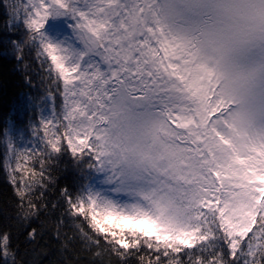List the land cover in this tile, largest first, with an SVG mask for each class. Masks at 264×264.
Instances as JSON below:
<instances>
[{"label": "snow or ice", "instance_id": "snow-or-ice-1", "mask_svg": "<svg viewBox=\"0 0 264 264\" xmlns=\"http://www.w3.org/2000/svg\"><path fill=\"white\" fill-rule=\"evenodd\" d=\"M159 5L160 0H39L24 7L40 55L51 58L41 67L51 76L54 65L53 82L63 79L62 116L42 122L45 147L51 149L46 155L62 153L66 140L75 158L110 164L107 113L121 90L165 114L180 152L163 197L125 204L70 198L64 190L68 211L88 219L118 255L140 254L141 264H264V138L241 134L229 123L233 102L218 96L215 72L197 62L195 44L161 23ZM61 16L75 20L81 48L54 45L42 34L49 18ZM37 215L29 212L23 219ZM40 235L33 228L27 239ZM11 239L0 231L4 264L15 262ZM142 248L152 250L147 260Z\"/></svg>", "mask_w": 264, "mask_h": 264}, {"label": "trees", "instance_id": "trees-1", "mask_svg": "<svg viewBox=\"0 0 264 264\" xmlns=\"http://www.w3.org/2000/svg\"><path fill=\"white\" fill-rule=\"evenodd\" d=\"M7 22L3 0H0V231L11 234L14 264H141L140 254L118 255L103 236L90 227L88 219L69 213L64 190L70 198L86 199L92 197L93 188L106 184V177L94 158H75L67 150L66 140L61 141L62 153L46 155L51 149L45 147L40 123L46 116L45 110L51 111L53 107L57 113L61 112L63 79L53 82L54 65L51 76L47 68L41 67L42 61L50 65L51 58L47 53L40 55L39 42H23L20 55L12 53L14 37ZM10 120L26 139L39 130L38 136L30 138L29 144L15 157V183L5 169L2 144ZM20 190H25L23 197L19 195ZM29 212L39 215L25 221L23 217ZM33 228L41 233L37 241L27 239ZM127 251L135 253L136 250ZM188 251L196 252L197 249ZM141 254L147 260L152 250L142 248ZM180 256L184 258L183 253ZM162 259L167 260V257ZM0 264H4L2 257ZM9 264H13L11 258Z\"/></svg>", "mask_w": 264, "mask_h": 264}, {"label": "clouds", "instance_id": "clouds-1", "mask_svg": "<svg viewBox=\"0 0 264 264\" xmlns=\"http://www.w3.org/2000/svg\"><path fill=\"white\" fill-rule=\"evenodd\" d=\"M166 29L195 44L199 64L215 72L218 96L232 101L227 114L236 131L264 138V0H160ZM108 116L109 168L129 203L163 197L162 170L178 168L165 114L149 100L121 90ZM149 178L159 184L148 183Z\"/></svg>", "mask_w": 264, "mask_h": 264}, {"label": "rangeland", "instance_id": "rangeland-1", "mask_svg": "<svg viewBox=\"0 0 264 264\" xmlns=\"http://www.w3.org/2000/svg\"><path fill=\"white\" fill-rule=\"evenodd\" d=\"M39 0H3V4L6 10V14L8 17L7 27L9 32L13 34L12 38L14 41L12 44V53L15 56H19L21 52V48L23 45L21 43L27 41H37L33 40L31 31L27 27L26 22L23 18L24 16V7L26 5L32 3H38ZM18 13V15H17ZM42 34L47 38L48 41L53 43L54 45H59L63 47H67L72 45L76 48H81L82 45L78 42L76 32H75V20L71 19L70 16H61V17H53L49 18L44 29L41 30ZM57 55H60L59 50H57ZM106 67V66H105ZM45 115L43 118V122H48L53 119L62 116L63 113V102L61 106V112L57 113L55 109L52 107L50 110L44 111ZM40 127H42V123H40ZM43 128V127H42ZM33 132V129L30 130ZM36 133L33 132L30 138H35ZM38 136V135H37ZM29 139H26L24 133H20L19 130H16L13 122L10 120L7 122L6 128L3 134V151H4V164L5 169L12 180L14 174V166H15V157L21 148H24L29 144ZM102 173L106 177V184L103 187H96L92 189V197H97L100 199L107 200H115L119 203H129L127 200L122 199L121 197L127 195V193L121 192L117 187H115V180L109 170V168L105 165L102 167ZM160 179L164 181L162 187L167 190V186L172 183V179L169 175H167V170H162L160 173ZM148 183L159 184V181L153 180L149 178ZM90 219V214H89Z\"/></svg>", "mask_w": 264, "mask_h": 264}]
</instances>
